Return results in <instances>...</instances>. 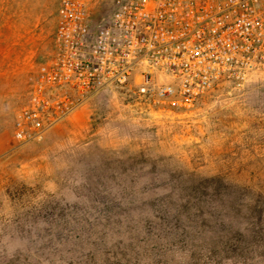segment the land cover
I'll list each match as a JSON object with an SVG mask.
<instances>
[{"label":"rangeland","instance_id":"rangeland-1","mask_svg":"<svg viewBox=\"0 0 264 264\" xmlns=\"http://www.w3.org/2000/svg\"><path fill=\"white\" fill-rule=\"evenodd\" d=\"M92 23L113 0H82ZM61 0H0V264H264V72L189 110L137 78L12 137Z\"/></svg>","mask_w":264,"mask_h":264},{"label":"built area","instance_id":"built-area-1","mask_svg":"<svg viewBox=\"0 0 264 264\" xmlns=\"http://www.w3.org/2000/svg\"><path fill=\"white\" fill-rule=\"evenodd\" d=\"M256 72H264V0H113L98 24L82 0H61L52 53L37 66L12 137L38 139L91 95L132 78L150 109L189 110Z\"/></svg>","mask_w":264,"mask_h":264}]
</instances>
